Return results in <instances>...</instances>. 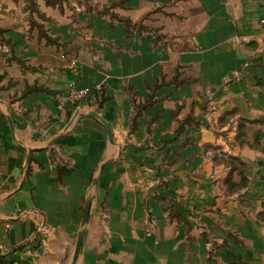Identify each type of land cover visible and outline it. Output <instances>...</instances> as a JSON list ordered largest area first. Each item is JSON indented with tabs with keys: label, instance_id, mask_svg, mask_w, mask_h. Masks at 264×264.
I'll return each mask as SVG.
<instances>
[{
	"label": "crops",
	"instance_id": "obj_1",
	"mask_svg": "<svg viewBox=\"0 0 264 264\" xmlns=\"http://www.w3.org/2000/svg\"><path fill=\"white\" fill-rule=\"evenodd\" d=\"M0 99V264H72L89 197L76 264H264V0H0Z\"/></svg>",
	"mask_w": 264,
	"mask_h": 264
},
{
	"label": "water",
	"instance_id": "obj_2",
	"mask_svg": "<svg viewBox=\"0 0 264 264\" xmlns=\"http://www.w3.org/2000/svg\"><path fill=\"white\" fill-rule=\"evenodd\" d=\"M0 102H2V100L0 99ZM89 114L93 117H96L97 119H99L106 127L110 140L113 141V132L112 129L109 125V123L101 116L99 115L96 111H89ZM10 124L12 125V121L11 118L8 117ZM59 138V137H58ZM58 138H55L51 143H54ZM90 207H91V197H89L86 201V205H85V209H84V214H83V219H82V229L79 232L78 238H77V243H76V247H75V252H74V256H73V260H72V264H76L77 259H78V255L82 246V240H83V235H84V227L88 221L89 218V214H90Z\"/></svg>",
	"mask_w": 264,
	"mask_h": 264
},
{
	"label": "rangeland",
	"instance_id": "obj_3",
	"mask_svg": "<svg viewBox=\"0 0 264 264\" xmlns=\"http://www.w3.org/2000/svg\"><path fill=\"white\" fill-rule=\"evenodd\" d=\"M252 124H261V126H255V130L252 132V146H257L258 144H260V141L264 136V119L252 121ZM247 129L248 124H246L245 122H241L238 132V138L241 142L246 139ZM261 215L264 216V210L261 211Z\"/></svg>",
	"mask_w": 264,
	"mask_h": 264
},
{
	"label": "trees",
	"instance_id": "obj_4",
	"mask_svg": "<svg viewBox=\"0 0 264 264\" xmlns=\"http://www.w3.org/2000/svg\"><path fill=\"white\" fill-rule=\"evenodd\" d=\"M87 97H88V95L86 97H84L83 99L74 102L73 104L75 106L81 105L86 101ZM229 161L231 162V164L233 165L234 168L239 170V173L241 174V176L243 178L244 177V175H243L244 162H242L239 157H235V156H230Z\"/></svg>",
	"mask_w": 264,
	"mask_h": 264
},
{
	"label": "built area",
	"instance_id": "obj_5",
	"mask_svg": "<svg viewBox=\"0 0 264 264\" xmlns=\"http://www.w3.org/2000/svg\"><path fill=\"white\" fill-rule=\"evenodd\" d=\"M247 38L246 37H240L239 38V42H243V41H246ZM90 89L88 88H84V89H74L72 91V95L70 97V101L72 103L78 101V100H81L83 99L84 97H86L89 93H90Z\"/></svg>",
	"mask_w": 264,
	"mask_h": 264
}]
</instances>
